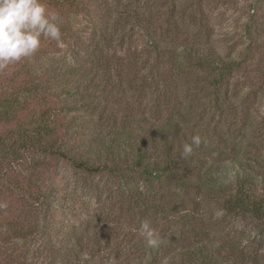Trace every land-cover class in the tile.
Segmentation results:
<instances>
[{
  "label": "trees",
  "instance_id": "trees-1",
  "mask_svg": "<svg viewBox=\"0 0 264 264\" xmlns=\"http://www.w3.org/2000/svg\"><path fill=\"white\" fill-rule=\"evenodd\" d=\"M157 1L42 0L59 18L62 44L82 38L66 17L89 16L92 48L82 65L59 61L40 69L26 65L7 81L11 94L0 93V192L22 206L13 212L15 207L11 211L0 204V264H248L234 250L201 240L189 218L181 221L190 229L176 231L164 229L160 221L176 216L171 204L177 199L176 185L221 197L227 211L249 214L264 225V172L255 165L263 162L242 155L240 143L232 154L205 147L202 140L198 148L193 146L192 155L183 157V145L204 132L215 113L226 117L230 109L222 100V88L246 60H226L191 43L177 22L178 6L172 4L159 15L153 7ZM102 21L104 29L98 28ZM136 32L148 45L143 64L147 71L130 83L141 81L136 88L154 94L148 112L137 119L130 113L120 119L104 111L86 119L73 116L75 111L98 110L91 102L96 95L93 86L105 82L108 87L114 78H124L121 66L100 56L127 48L132 64L138 55L128 51ZM160 37L181 45L164 46ZM60 43L43 40L39 51L54 53ZM168 64L169 70H164ZM186 82L190 83L184 92ZM131 97L120 101L129 105ZM69 98L75 104L63 103ZM170 101L176 106L165 115ZM40 103L44 109L37 117L13 125L22 112ZM61 161L86 176L120 181L116 191L110 190L106 205L96 211L90 206L88 221L72 229H55L51 223L58 216L52 202L58 186L48 171L50 163ZM136 179L152 194L133 187ZM133 217L139 227L148 220L167 242L149 248L139 229H126Z\"/></svg>",
  "mask_w": 264,
  "mask_h": 264
},
{
  "label": "rangeland",
  "instance_id": "rangeland-1",
  "mask_svg": "<svg viewBox=\"0 0 264 264\" xmlns=\"http://www.w3.org/2000/svg\"><path fill=\"white\" fill-rule=\"evenodd\" d=\"M172 4L178 6L176 19L188 41L201 44L207 47L206 49H212L226 60L230 58L246 60V63L234 72L222 88V100L230 109L227 110L226 117L220 118L216 113L214 117L213 113L210 114L213 116L212 121L203 128L204 132L198 134L205 141L204 146L215 147L222 153L234 154L240 143L242 155L245 154L249 159L263 162V166L255 165L264 172L262 160L264 159V0H158L153 7L159 9L160 15L167 7H172ZM48 10L53 13L50 9ZM168 10L170 11V8ZM66 19L73 20L76 24L75 29L79 31L83 39L75 38L68 45L60 43L55 47V52L48 55L43 53V50L38 51L34 56L0 70V93L5 91V95L11 94L9 87L6 88L7 81L26 65L27 68L32 65V68L36 69L57 61L63 62L60 63L61 65L75 64V62L82 65L89 49L92 48L90 40L94 28L92 29L91 18L85 15L75 17L70 14ZM164 19H168L167 14ZM162 23V27H166V23L163 21ZM99 27L104 29L103 21L98 23ZM161 39L164 46L174 48L181 45L171 43L164 37ZM147 49L145 37L140 32H136L132 36V47L128 51L129 54L137 53L138 55L132 64H128L127 48L105 51L100 57L110 59L111 65L113 60V64L117 63L123 68L125 74L123 81L121 78H114L108 82L110 85L108 87L105 82L100 83V86L96 88L93 86V92L96 90V95L91 102L98 105V110L75 111L72 115L86 119L88 116H97L104 111L115 113L120 119L130 113L137 119L148 112L147 105L154 103L155 100H151L154 94L151 95L146 90H142V87L137 89L141 81L130 83V79L132 81L138 77L139 73L142 75L147 71L143 66ZM87 67L90 70L92 65L89 64ZM164 70H169V64ZM187 83L190 82L182 83L184 92L187 90L184 89ZM192 83L198 84L195 81ZM125 97H131L129 105L120 101ZM73 100L74 98L63 99V103L72 105L75 104ZM206 101L210 103V100ZM58 103L61 106V101ZM171 103L165 115L170 114L171 109L176 106V101ZM43 109V103L32 105L18 116L13 125L31 121ZM79 141L78 139L74 144H78ZM50 165L48 178L51 177L58 186V194L52 199L54 205L58 207L54 213V216H58L51 221L55 229H72L73 226L88 221V216L91 215L90 206H94V211L99 210L101 206L106 205L110 190L116 191L120 186L118 180L107 176H86L76 172L62 161L58 164L52 162ZM132 183L133 187L142 189L148 195L152 194L142 180L136 179ZM173 188L177 191V199L171 200V204L177 213L175 217H167L166 220L161 218L164 229L175 231L190 229L183 227V222L189 218L193 227L198 229L201 240L208 242L209 245L219 244L226 249L224 251L234 250L240 258H245L248 264H264L263 224L249 214L227 211L221 197L202 189H184L176 185H173ZM154 189L158 191V185H154ZM0 204L11 211L15 207L13 212L17 211V207H22L21 204L17 205L16 199L6 192H0ZM217 210H223V215H215ZM182 217L184 221H181ZM56 220L61 221L58 223ZM138 223V218L133 217L131 221L127 220L126 229H139Z\"/></svg>",
  "mask_w": 264,
  "mask_h": 264
},
{
  "label": "clouds",
  "instance_id": "clouds-1",
  "mask_svg": "<svg viewBox=\"0 0 264 264\" xmlns=\"http://www.w3.org/2000/svg\"><path fill=\"white\" fill-rule=\"evenodd\" d=\"M43 40L60 43L62 32L57 14L49 12L42 0H0V70L34 56ZM201 143L199 135L193 136L191 143L183 145V157L192 155L193 146ZM215 215L222 216L223 210ZM139 232L149 248L167 242L148 220L141 222Z\"/></svg>",
  "mask_w": 264,
  "mask_h": 264
}]
</instances>
